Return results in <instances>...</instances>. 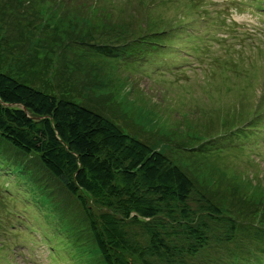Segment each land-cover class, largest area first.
Returning a JSON list of instances; mask_svg holds the SVG:
<instances>
[{"label":"rangeland","instance_id":"obj_1","mask_svg":"<svg viewBox=\"0 0 264 264\" xmlns=\"http://www.w3.org/2000/svg\"><path fill=\"white\" fill-rule=\"evenodd\" d=\"M0 70L111 119L233 214V232L206 218L197 252L172 237L177 264H264V0H0ZM36 159L0 138V264H104Z\"/></svg>","mask_w":264,"mask_h":264},{"label":"trees","instance_id":"obj_2","mask_svg":"<svg viewBox=\"0 0 264 264\" xmlns=\"http://www.w3.org/2000/svg\"><path fill=\"white\" fill-rule=\"evenodd\" d=\"M0 138L78 197L104 264H177L184 243L192 252L209 245L206 218L236 228L232 213L225 216L166 154L101 113L1 70ZM194 192L200 212L190 203ZM172 237L187 242L173 245Z\"/></svg>","mask_w":264,"mask_h":264}]
</instances>
